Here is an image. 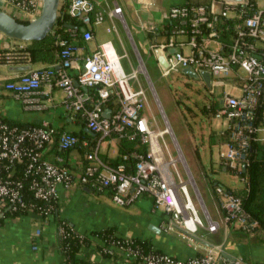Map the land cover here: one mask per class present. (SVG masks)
Returning <instances> with one entry per match:
<instances>
[{"label": "built area", "instance_id": "2783aa9c", "mask_svg": "<svg viewBox=\"0 0 264 264\" xmlns=\"http://www.w3.org/2000/svg\"><path fill=\"white\" fill-rule=\"evenodd\" d=\"M3 1L10 7L13 17L22 21L39 14L42 5V0ZM249 1H226L218 13L211 9L213 0L209 8L187 3L173 6L168 11V19L181 21L183 26L175 25L163 42L149 44L150 52L154 53L155 48L162 49L167 67L160 68L161 75L170 81L188 67L195 72H209L208 86L212 80L224 86V80H227L239 89L238 95L225 92L218 101L215 100L217 106L213 112L226 124V139L222 143L225 150L219 152V164L236 172L248 163L252 145L262 146L255 151L264 158V5L258 7L257 2ZM94 8L92 0H69L66 6L67 14L82 27V38L86 41L92 39L90 25ZM113 13L120 15L121 8L114 7ZM56 44L59 47L57 68L44 66L0 81V94L7 90L19 98L24 109L40 110L45 106L37 97L41 85L50 89L57 87L63 92L62 105L66 112L78 113L94 139L81 140L85 153L81 171L74 175L61 155L48 160L43 153L46 146L54 142L60 150L73 148L79 140L75 134L57 131L45 121L25 127L9 126L0 121V169L7 168L6 176L0 174V212H18L28 204L27 213L37 215L35 204L26 202L23 180L11 176L16 165L21 163L28 176L27 191L34 201L51 202L43 208L37 206L46 214L41 217L43 220L52 216V201L56 200L58 186L68 190L79 184L88 189H109L110 199L121 206L147 196L153 207L167 216L161 223L165 233L178 230L187 238L199 229L215 233L219 222L211 218L202 202L137 48L134 47L137 67L133 68L128 60L130 70L126 71L120 59L127 55H116L109 44H102L85 55L72 40L59 38ZM170 48L176 50L169 53ZM138 74H143L150 85L165 124L162 129L154 130L158 125ZM85 88L93 90L92 97L89 98ZM109 98L117 101V109L105 117L104 105ZM210 105L206 107L209 109ZM164 133L170 135L176 156H172L166 143L162 141L161 145L158 141ZM135 134L147 144V152L145 155L134 154L137 157L134 172L126 173L123 164L112 166L101 158L100 146L104 140L114 139L113 135L131 139ZM178 162L186 180L176 166ZM244 183L243 189H247L245 180ZM213 192L222 211L224 226L253 236L258 222L243 208L241 197L218 183H214ZM40 232V227L35 228L33 237H38ZM58 232H64L62 226L57 227ZM32 248H37L35 243ZM191 248L192 255L179 258L164 252H145L125 238L104 247L103 252L116 255L118 260H137L140 264H250L242 256L225 255L224 242L203 248L194 242Z\"/></svg>", "mask_w": 264, "mask_h": 264}, {"label": "crops", "instance_id": "0c3cea01", "mask_svg": "<svg viewBox=\"0 0 264 264\" xmlns=\"http://www.w3.org/2000/svg\"><path fill=\"white\" fill-rule=\"evenodd\" d=\"M65 1L69 0H59V6ZM204 1L206 0H92L95 7L90 25L92 39L84 40L82 38V27H80L79 36L82 43H79L77 38H71V40L82 48L81 53L84 55L99 48L102 44H109L116 55H127V58L122 57L120 62L123 66L122 60H124L126 66H123V68L129 71L128 43L133 48V46L136 47L135 40L148 44V46L150 43L163 42L167 36L163 33V30L169 22V9L188 2L196 4ZM226 1L236 0H213L211 4L212 11L218 13ZM0 2V9L13 16V13L9 12L10 7L8 4L4 3L3 0H0ZM255 2H258V0H255ZM262 2L264 5V0ZM116 6L121 8L120 15L113 13V8ZM151 28L158 30L152 40L146 37V32ZM73 29L75 28H67L68 31H73ZM29 42L11 38L0 32V53L3 52L6 58L4 63H0V81L14 78L18 74L31 69L44 66L58 67V52L55 53L53 61L16 62L17 56L21 52L20 49L24 48ZM20 65H26L28 68L25 70L17 69L16 66ZM84 91L89 98L94 93L92 89L88 88H85ZM37 97L45 105L44 108L26 110L19 98L4 90L0 94V115L30 125H37L45 121L56 130L78 131L81 126L85 129L84 122L78 113L66 112L64 109L61 89L57 87L50 89L43 84ZM116 109L117 101L115 99H112L111 103L105 102L104 111H108L109 115ZM222 122L223 129L211 131L215 135L212 144L218 147L224 142L217 138L226 128L225 122L223 120ZM100 153H106L108 157H113L109 155L108 151H100ZM43 154L48 160H54V157L59 154L64 158L66 166L74 175H78L81 171L83 155L77 147L70 150H60L54 142L46 146ZM218 166L225 170L219 164V161ZM86 188L79 184H75L68 190L58 186L56 196L58 216L67 221L82 235L90 236L91 231L99 230L105 226H114L122 235L148 240L153 249L179 258H186L194 253L191 248L194 242H197L202 248L224 242L225 255H239L250 264H264V235L258 234L259 238L256 235L250 237L241 234L240 230L233 227L224 226L222 211L217 205L218 203L213 204V213L208 210L211 218L219 222L217 231L208 233L200 229L202 233L195 234L197 240H194L182 236L178 230L165 233L161 229V223L167 216L162 210L154 208L152 200L147 196L140 197L131 204L125 205L122 209L110 210L90 202L87 195L90 191ZM4 211L0 212V264H62L61 254L57 246V227L54 217L51 216L43 220L40 216L34 214L12 216L10 212L4 213ZM149 226L158 227L161 230L155 232ZM37 227L41 229L40 235L33 237V232ZM220 231H222L221 239L220 237L217 238ZM229 235H231V238L228 239ZM34 243L37 246L35 249L32 248ZM98 244H100V240L95 236H90V243L82 245L78 255L100 264H135L132 261H122L117 258L103 256L97 247Z\"/></svg>", "mask_w": 264, "mask_h": 264}, {"label": "rangeland", "instance_id": "374dc122", "mask_svg": "<svg viewBox=\"0 0 264 264\" xmlns=\"http://www.w3.org/2000/svg\"><path fill=\"white\" fill-rule=\"evenodd\" d=\"M257 3L259 7L263 6L262 0H258ZM178 38L182 39L183 36H179ZM134 43L144 62L150 83L157 94L172 133L182 151L195 185L201 195L202 202L207 210L213 213V204L218 203L213 192L214 183L217 182L231 190L242 189L245 183L238 174L225 171L218 166L219 152L224 151L225 146L221 145L218 147L211 144L208 136L212 130L218 131L223 129V122L222 119L215 117L213 112L205 113L201 107L207 108L206 105L212 101H218L220 96L225 92L238 95L239 89L227 82V80H224V86L213 83V80L210 86H207L200 76L199 71L196 72L195 77L186 76L180 72L170 81L161 75L159 64L155 59L154 53L150 52L148 44L141 43L138 40H135ZM131 46L128 43L127 52L133 68H136L137 60L133 49L135 46L133 48ZM122 63L123 66H126L124 60H122ZM138 79L146 91L151 111L158 125L157 128L154 127V130L162 129L165 124L161 118L158 106L154 101L150 85L143 74H138ZM158 141L161 145L162 141L166 143L172 156H176V151L168 133H164L162 137L158 138ZM100 151H108L110 156H115L117 154L115 139L109 138L104 140L101 143ZM176 166L182 178L186 180L187 177L180 162ZM187 187L192 199L196 201L190 185L187 184ZM87 195L90 198V202L99 204L103 208L110 210L124 208V206L116 204L106 195H99L94 192H89ZM196 207L199 209L197 204ZM201 233L202 230L199 229L196 234ZM241 234L244 233L241 232ZM221 236L222 231L219 232L217 238L220 237L221 239ZM229 238H231V235L228 236Z\"/></svg>", "mask_w": 264, "mask_h": 264}, {"label": "trees", "instance_id": "16d2710c", "mask_svg": "<svg viewBox=\"0 0 264 264\" xmlns=\"http://www.w3.org/2000/svg\"><path fill=\"white\" fill-rule=\"evenodd\" d=\"M212 0H206L200 3H187L189 5H202L206 8H209ZM249 2H255L254 0H250ZM68 1L63 2L57 11V17L55 24L51 31L46 35L45 38L39 41H30L27 45L20 49V53L17 56L16 62L26 63L33 61H53L54 55L58 52L59 47L55 42L59 38L71 40V38H77L79 43H82L80 38V24L73 17L69 16L66 12V6ZM24 23H27L29 20H18ZM66 24H70L76 26V29L73 31H68ZM183 26V23L178 20H169V22L164 26L163 33L167 36L170 34L171 29L175 26ZM158 30L151 28L146 32V37L152 40V37L157 34ZM2 57L0 58V63H4L6 61L5 54L2 52ZM112 98H109L106 102L111 103ZM264 105V104H263ZM217 106L216 101H212L210 108L201 107V109L205 112H214ZM0 121L5 122L9 126H17V127H25L30 124H24L15 120L8 119L2 115H0ZM62 131V130H57ZM69 131V130H67ZM75 134L78 137V142L74 145L77 147L82 155L85 153V148L81 146V140L86 138L89 141H93L94 134L88 133L83 126L80 127L78 131H69ZM226 132L219 134L217 138L221 141H225ZM117 144V154L113 157H108L106 153H100V156L103 160H105L108 164L112 166H116L118 164H123L124 170L126 173L134 172L135 163L137 161V157L134 154H142L145 155L147 152V144L143 143L138 134H135L133 138H128L127 136H116L113 135ZM209 142L212 144L215 140L214 132H211L208 136ZM56 144V143H55ZM55 146V145H54ZM262 146L259 144L252 145V148L249 149L248 153V163L246 164L244 170H240L236 172L234 170L225 168L226 171L231 173L238 174L243 178L247 184V189H238L232 190L233 193L239 195L242 200L243 208L254 218L257 220L258 225L255 229L254 236L256 235L259 238L258 234L264 235V158L258 156L256 154V149L261 148ZM70 150V149H68ZM64 159V158H63ZM66 165V163L64 162ZM7 168L2 167L0 169V174L6 176ZM14 178H19L23 180L26 192V202L30 201L35 204V214L40 215V217H45L46 214L42 213L37 206L43 208L46 207L47 204H51V202H43V201H34L31 197V194L27 191V178L23 171L22 164H17L13 174L11 175ZM217 183V182H216ZM214 185V184H213ZM90 192H94L97 194H106L108 196L111 195V191L109 189L97 190L94 188H89ZM53 209L52 217H54L56 221V227L62 226L63 233L58 232L56 234L57 238V246L58 250L61 254V263L62 264H91L90 259L79 256L78 251L82 245H88L90 243V236L97 237L101 242L97 245L99 251H101L103 256H107L110 258H116V255L109 256L103 252L104 247L108 246L111 243L116 242V240H123L125 238H129L134 246L140 247L145 252L154 251L161 252L160 250L153 249L152 244L145 239H140L137 237H127L125 235L120 234L116 228L105 226L100 228L99 230L91 231L90 236L82 235L77 230L74 229L72 225H70L67 221L61 219L58 216V203L57 201H52ZM26 207L28 206L25 205ZM25 208L19 209L18 212H10L9 210H5L4 213L10 212L12 216H17L21 214H28ZM40 213V214H39ZM57 229V228H56ZM74 229V230H73ZM255 238V239H257ZM135 264H140L137 260H133Z\"/></svg>", "mask_w": 264, "mask_h": 264}, {"label": "water", "instance_id": "95a60500", "mask_svg": "<svg viewBox=\"0 0 264 264\" xmlns=\"http://www.w3.org/2000/svg\"><path fill=\"white\" fill-rule=\"evenodd\" d=\"M1 4V2H0ZM59 7V0H42L41 10L39 14L29 20L27 23L18 21L13 16L8 14L7 12L0 9V32L5 34L6 36H9L11 38L24 40V41H39L46 37V35L51 31L53 28L56 17H57V11ZM67 27H74L76 29V26L66 24ZM176 50V48H170L168 49L169 53H172ZM154 55L155 59L157 60L160 68H166L167 67V61L164 56V53L162 49L155 48L154 49ZM17 69L25 70L28 68L26 65H20L16 66ZM183 73H186L188 76L195 77L196 72L191 70L190 68H184L182 70ZM200 76L204 80L206 85H209L210 83V74L207 71H200ZM103 115L105 117L109 116L108 111H104ZM85 130L92 134V132L85 128ZM245 165L242 166V171L244 170ZM89 190L88 188H86ZM152 230L155 232H160V228L149 226ZM190 238H193L194 240H197L195 236L193 235H187Z\"/></svg>", "mask_w": 264, "mask_h": 264}]
</instances>
